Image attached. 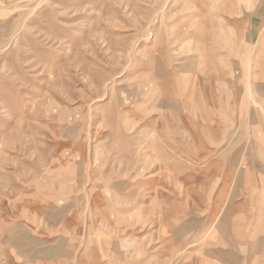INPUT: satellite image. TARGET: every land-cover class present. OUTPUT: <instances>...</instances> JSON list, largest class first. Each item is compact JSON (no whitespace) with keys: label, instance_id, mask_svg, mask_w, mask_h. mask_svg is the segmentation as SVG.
<instances>
[{"label":"rangeland","instance_id":"374dc122","mask_svg":"<svg viewBox=\"0 0 264 264\" xmlns=\"http://www.w3.org/2000/svg\"><path fill=\"white\" fill-rule=\"evenodd\" d=\"M0 264H264V0H0Z\"/></svg>","mask_w":264,"mask_h":264},{"label":"crops","instance_id":"0c3cea01","mask_svg":"<svg viewBox=\"0 0 264 264\" xmlns=\"http://www.w3.org/2000/svg\"><path fill=\"white\" fill-rule=\"evenodd\" d=\"M201 191V190H200Z\"/></svg>","mask_w":264,"mask_h":264}]
</instances>
